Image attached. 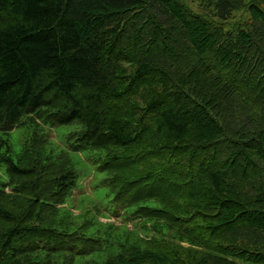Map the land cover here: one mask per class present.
<instances>
[{
  "label": "trees",
  "instance_id": "1",
  "mask_svg": "<svg viewBox=\"0 0 264 264\" xmlns=\"http://www.w3.org/2000/svg\"><path fill=\"white\" fill-rule=\"evenodd\" d=\"M191 1L0 0V264H264V0ZM72 122L133 229L63 211Z\"/></svg>",
  "mask_w": 264,
  "mask_h": 264
},
{
  "label": "rangeland",
  "instance_id": "2",
  "mask_svg": "<svg viewBox=\"0 0 264 264\" xmlns=\"http://www.w3.org/2000/svg\"><path fill=\"white\" fill-rule=\"evenodd\" d=\"M194 10L204 11L201 6L194 1L185 0ZM264 7V4H263ZM249 12L245 8L236 11L228 23L243 22L249 19ZM32 125L22 124L14 127L8 133H0V138H5L10 146L12 158H15L22 150L24 141L32 132ZM78 123L72 122L55 126L42 125L41 129L47 134L46 147L48 149L65 150L68 152L70 164L78 174L77 184L66 198L63 211H69L76 220L85 218L99 219L104 222H113L116 225L125 223L127 227L133 229V221H123L117 216L111 214V206L109 202L110 194L107 188L101 184L104 176L103 172L98 171L96 158L98 151L94 149L73 150L70 148L74 141V137L69 136L73 130H79ZM3 150L0 148V151ZM7 180L5 163L0 161V182ZM111 214V215H110ZM100 215V216H99ZM108 215V216H107ZM125 229L120 227V231ZM89 230V229H88ZM112 237L113 234H112Z\"/></svg>",
  "mask_w": 264,
  "mask_h": 264
}]
</instances>
